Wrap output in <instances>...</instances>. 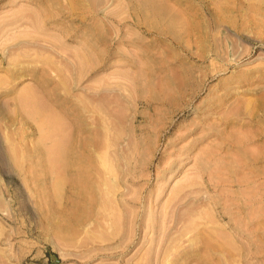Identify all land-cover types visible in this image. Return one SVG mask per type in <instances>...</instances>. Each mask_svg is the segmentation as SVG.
Masks as SVG:
<instances>
[{
  "label": "rangeland",
  "instance_id": "1",
  "mask_svg": "<svg viewBox=\"0 0 264 264\" xmlns=\"http://www.w3.org/2000/svg\"><path fill=\"white\" fill-rule=\"evenodd\" d=\"M0 264H264V0H0Z\"/></svg>",
  "mask_w": 264,
  "mask_h": 264
},
{
  "label": "bare ground",
  "instance_id": "2",
  "mask_svg": "<svg viewBox=\"0 0 264 264\" xmlns=\"http://www.w3.org/2000/svg\"><path fill=\"white\" fill-rule=\"evenodd\" d=\"M21 105H22V104H21ZM27 106H28V105H27ZM34 108H35V107H34ZM33 110H34V109H33ZM35 113H36V112H35ZM35 113H34V114H35ZM37 113H38V112H37ZM58 120H59V119H58ZM44 121H45V120H44ZM44 123H45V122H44ZM47 123H49V122H46L45 125H47ZM49 125H50V123H49ZM49 125H48V126H49ZM40 126H41V125H40ZM50 126H51V125H50ZM43 127H46V126H43ZM57 127H58V126H57ZM46 129H48V128H45V130H46ZM52 129H53V128H52ZM43 130H44V129H43ZM45 130H44V131H45ZM47 131H48V130H47ZM47 131H45L46 136H47V133H46ZM48 135H49V134H48ZM49 137H51V136L49 135ZM54 137H55V136H54ZM44 138H45V137H44ZM47 138H48V137H47ZM48 139H49V138H48ZM49 140H51V139H49ZM53 140H54V139H53ZM56 140H57V139H56ZM57 141H58V140H57ZM59 142H60V141H59ZM59 142H58V143H59ZM67 142H69V141H67ZM67 142H66V143H67ZM82 142H83V141H82ZM60 143H61V142H60ZM62 143H63V142H62ZM51 144H52V143H51ZM58 145H59V144H58ZM47 146H48V145H47ZM54 146H55V145H54ZM105 146H106V145H105ZM50 147H51V146H50ZM52 147H53V146H52ZM55 147H58V146L56 145ZM59 148H60V147H59ZM59 148H55L54 150H55V151H57V150L59 151ZM63 148H65L64 145H63ZM74 150H75V149H74ZM50 151H51V150H50ZM52 151H53V149H52ZM52 151H51V153H52ZM58 151H57V152H58ZM49 153H50V152H49ZM57 154H58V153H57ZM57 154H56V155H57ZM61 155H62V154H61ZM49 156H50V155H49ZM58 156H60V153H59ZM106 157H107V156H106ZM79 165H80V164H79ZM111 168H112V167H111ZM81 172H82V171H81ZM83 173H84V172H83ZM85 174H86V172H85ZM80 178H82V177H80ZM78 181H79V180H78ZM98 190H99V189H98ZM214 249H215V248H214Z\"/></svg>",
  "mask_w": 264,
  "mask_h": 264
}]
</instances>
